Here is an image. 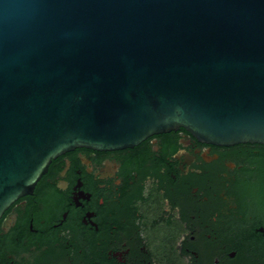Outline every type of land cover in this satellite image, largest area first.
Here are the masks:
<instances>
[{
	"label": "water",
	"instance_id": "obj_1",
	"mask_svg": "<svg viewBox=\"0 0 264 264\" xmlns=\"http://www.w3.org/2000/svg\"><path fill=\"white\" fill-rule=\"evenodd\" d=\"M180 127L264 145V0H0V218L60 153Z\"/></svg>",
	"mask_w": 264,
	"mask_h": 264
},
{
	"label": "flooded vegetation",
	"instance_id": "obj_2",
	"mask_svg": "<svg viewBox=\"0 0 264 264\" xmlns=\"http://www.w3.org/2000/svg\"><path fill=\"white\" fill-rule=\"evenodd\" d=\"M0 264H264V145L180 127L60 153L2 214Z\"/></svg>",
	"mask_w": 264,
	"mask_h": 264
}]
</instances>
